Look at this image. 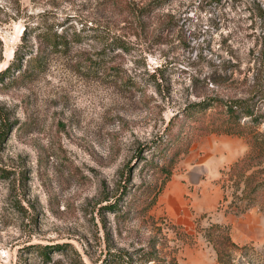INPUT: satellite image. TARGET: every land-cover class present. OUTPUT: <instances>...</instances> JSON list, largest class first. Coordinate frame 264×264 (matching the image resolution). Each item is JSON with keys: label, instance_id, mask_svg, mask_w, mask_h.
Listing matches in <instances>:
<instances>
[{"label": "rangeland", "instance_id": "374dc122", "mask_svg": "<svg viewBox=\"0 0 264 264\" xmlns=\"http://www.w3.org/2000/svg\"><path fill=\"white\" fill-rule=\"evenodd\" d=\"M151 1L0 0V264H264V0Z\"/></svg>", "mask_w": 264, "mask_h": 264}, {"label": "trees", "instance_id": "16d2710c", "mask_svg": "<svg viewBox=\"0 0 264 264\" xmlns=\"http://www.w3.org/2000/svg\"><path fill=\"white\" fill-rule=\"evenodd\" d=\"M163 0H152L147 7L144 9H147V11L151 10L152 8L157 7ZM37 38L40 39L41 43H44V47L46 49H50L52 51H56L57 49H61L60 45H64V41L60 40L55 34H50L47 31H40L37 34ZM66 46V45H64ZM44 47L40 48L38 52L35 53L34 56L29 57L28 64L31 68L36 69L35 71H41L45 67V56L46 54L43 53ZM45 49V50H46ZM45 55V56H44ZM17 71H20V68H16ZM10 71V68L8 67L4 71L0 73V79L8 75V72ZM25 71V69H24ZM23 71V76H28L29 71ZM257 83L254 82L252 86V92L258 97V99L264 100V94H256L255 92L258 90L256 89ZM262 93V92H261ZM253 97L249 99H243V100H229V101H221L219 99L215 98H208L204 99L201 102H198L197 104H193L190 108L186 109V113L190 117H194L196 114H199L202 117H205L203 120L205 121L207 119V125L206 128L209 129L211 132H215L218 134H230V135H237V134H244V125L241 124L240 120L242 119H250V122L256 123L257 119L254 116L253 108H251V101L254 102ZM211 107L214 109V112L211 113L206 117V111L208 109H211ZM216 115V116H215ZM155 201V195H153V198L147 204V209L150 208ZM214 228H218L220 231H222L224 235V241L220 242L219 245L214 244V250L216 253V263L217 264H227L226 257L229 256V250L234 244L231 242L230 237L228 235V227L221 226V225H214ZM43 255L46 254L45 252L42 253ZM46 257V256H45ZM118 261V260H117ZM148 261H154L153 258H149ZM125 264V262H121Z\"/></svg>", "mask_w": 264, "mask_h": 264}]
</instances>
